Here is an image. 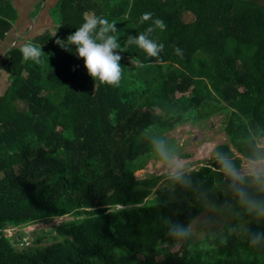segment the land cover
Returning <instances> with one entry per match:
<instances>
[{"label":"trees","instance_id":"16d2710c","mask_svg":"<svg viewBox=\"0 0 264 264\" xmlns=\"http://www.w3.org/2000/svg\"><path fill=\"white\" fill-rule=\"evenodd\" d=\"M58 9L55 34L27 42L41 45L40 63L25 60L19 45L0 65L8 75L0 95V264H264V241L251 245L245 231L264 232V217L245 209L249 223L241 236L227 233L204 253L190 248V230L183 238L169 234L173 224L189 229L206 205L218 210L240 205L217 153L238 169L241 157H264V0H61ZM146 12L152 19L141 22ZM85 14L115 22L117 31L110 34L126 48L115 50L123 57L117 86L94 81L74 46L65 50L55 43L80 27ZM15 19V8L0 0V43ZM156 19L166 28L156 27ZM149 27L150 38L164 46L157 57L127 44L129 35ZM196 51L211 57L197 60ZM240 53L253 60L251 67L239 64ZM129 69L142 75L143 88ZM154 80L157 103L189 93L179 110L211 105L224 110L229 143L218 144L206 164L183 171L186 184L167 176L152 192L158 178L137 179L134 170L156 147L139 137L181 116L141 102L150 90L146 83ZM244 186L264 200V190L250 180ZM151 193L156 199L146 203ZM64 216L73 220L47 246L20 249L2 229ZM178 239L182 246L171 251Z\"/></svg>","mask_w":264,"mask_h":264},{"label":"rangeland","instance_id":"374dc122","mask_svg":"<svg viewBox=\"0 0 264 264\" xmlns=\"http://www.w3.org/2000/svg\"><path fill=\"white\" fill-rule=\"evenodd\" d=\"M120 56L122 57V55ZM193 57L198 60L210 59L211 56L205 55L201 51H196ZM237 58L240 65L248 67L253 65V60L245 53H240ZM128 62L130 63V61ZM126 66L129 67L128 64ZM123 68L125 69V65ZM126 72L132 75L134 81L139 82L143 88L142 75H138L136 69H129ZM146 86L150 90H148L147 97L143 98L141 102L153 103L158 113H164L163 108H166L169 115L174 116L176 112H180L181 116L180 120L170 127L158 125L144 130L139 138L147 141L149 145L155 146L153 141L162 134L165 147L171 157L183 162V171L196 169L206 164L216 155L215 147L218 144L229 143V138L224 130L227 119L226 112L216 108L217 105L204 106L197 109L185 107L183 110H179L182 102L189 98V93L177 92L174 94L172 102L157 103L160 98L154 99L159 82L157 80L147 82ZM184 103L187 104V102ZM17 104L19 107H23L22 103L18 102ZM260 145H264V137L260 139ZM230 148L235 155L241 157L231 144ZM250 161L241 157L239 169L247 168ZM141 163V167L134 170V176L137 179L158 178L152 188V192H154L156 188L162 185L164 178L170 176L169 162L163 159L156 148L150 155H146ZM155 199L156 194L151 193L145 198V201L146 203H152ZM243 210L244 208L241 205L229 206L223 210L206 205L189 223L190 248L196 252L204 253L209 246L222 243L227 233H233L240 237L249 223V219L243 215ZM72 220V217L64 216L41 220L22 228L5 225L2 229L11 243L20 249L24 247H42L59 241L60 238H57L58 228ZM182 243L183 240L178 239L170 246V250H179Z\"/></svg>","mask_w":264,"mask_h":264},{"label":"clouds","instance_id":"9594fccd","mask_svg":"<svg viewBox=\"0 0 264 264\" xmlns=\"http://www.w3.org/2000/svg\"><path fill=\"white\" fill-rule=\"evenodd\" d=\"M152 15L151 12L142 14L141 22L152 19ZM154 24L161 30L166 28L161 19H156ZM116 31L115 22L110 23L106 18L94 14H85L84 22L80 27L66 39L57 37L55 43L65 50L69 46H74L75 54L83 59L84 67L94 81L99 80L101 83L117 86L122 75V67L119 63L122 57L115 50L125 51L126 48L121 50L117 36L110 34ZM152 31L153 28L149 27L145 32L134 37L129 35L127 44L136 45L149 57H157L164 46L150 38ZM20 51L25 60L36 63H40L44 55L41 45L36 46L31 43L24 44ZM175 51L177 55H182L181 49L176 48ZM153 142L163 159L169 162L171 178L177 183L186 184L183 162L171 157L163 140L156 139ZM217 158L225 175L230 179V187L238 203L248 214L264 217V200L255 199L244 186L250 180L264 190V157L253 158L245 169H238L232 159L223 153H217ZM117 211H124L123 205H118ZM245 231H249L251 245L256 246L264 241V232H251L247 228ZM188 232L187 227L179 224H173L169 229V234L176 238H183L188 235Z\"/></svg>","mask_w":264,"mask_h":264},{"label":"crops","instance_id":"0c3cea01","mask_svg":"<svg viewBox=\"0 0 264 264\" xmlns=\"http://www.w3.org/2000/svg\"><path fill=\"white\" fill-rule=\"evenodd\" d=\"M16 10V19L5 40L0 43V65L13 47L27 44L34 38L56 32L57 12L61 0H8ZM93 12V11H89ZM8 75L0 68V95L8 87Z\"/></svg>","mask_w":264,"mask_h":264}]
</instances>
